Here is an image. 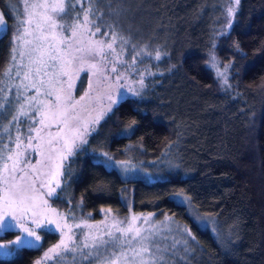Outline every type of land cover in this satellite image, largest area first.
Segmentation results:
<instances>
[{
    "label": "trees",
    "instance_id": "1",
    "mask_svg": "<svg viewBox=\"0 0 264 264\" xmlns=\"http://www.w3.org/2000/svg\"><path fill=\"white\" fill-rule=\"evenodd\" d=\"M16 1L0 0L6 21L0 80L10 57L9 4ZM123 1L100 0L97 6L104 17L117 13ZM125 1L144 12L143 30L157 31L136 40H149L164 55L151 64L140 97L120 101L64 165V192L52 206L65 212L69 204L94 223L104 212L166 214L189 229L196 264H264V0H240L226 34L228 0ZM210 57L226 71L227 84L209 67ZM180 143L190 151L181 169L149 182L123 180L95 155L144 165ZM176 195L197 214L214 218L217 234L200 228L171 198ZM55 240L43 233L39 247H21L0 257V264H33Z\"/></svg>",
    "mask_w": 264,
    "mask_h": 264
},
{
    "label": "rangeland",
    "instance_id": "2",
    "mask_svg": "<svg viewBox=\"0 0 264 264\" xmlns=\"http://www.w3.org/2000/svg\"><path fill=\"white\" fill-rule=\"evenodd\" d=\"M41 0H17L9 4L11 13V43H10V57L7 67L4 70L2 78L0 80V151L4 156H7L10 150L22 152L21 160L27 159L30 164H18L17 171L14 173L15 179L11 183L17 185H23L34 183V187L39 189L41 195L36 199V216H33L32 210L24 212L21 217V213H16L17 219L12 220L14 227L10 229L0 228V257L8 258L21 247H39L42 242L43 233H50L56 236V240L50 246H48L40 255V257L34 261L33 264H104V257L110 255L115 251L119 254L121 248L125 251L130 246L136 245V240H132L129 243V237L135 234V230L139 229L141 235H147L149 231L156 233L153 237L156 245L161 249H167L164 253L165 264H196L195 247L191 244L189 234L184 232V226L177 222L172 217L164 214H128L125 216H114L109 212H104V217L100 222H90L87 219L79 217L76 208H72L69 204L65 212L55 209L52 206V200L58 195L62 196L65 188L64 180V165L67 161L74 157L69 156L62 161L63 167L60 168V175H55L56 164L59 160H53V165L50 170L46 165L48 161L46 159L48 153L45 151V155L41 156L38 151L35 150L36 144L39 142L34 139L32 141V148H26L28 143L26 137L29 135L36 136V133H30L29 127H41L38 123H33V120L39 121L41 118L39 113L33 111L36 106V101H28L26 97L35 95V88H24L23 85L32 84L35 79V74H30L29 79H24V71L26 69L23 65L28 63V50L33 47L34 44L39 43L34 39L39 33L35 32V26L39 19L37 15L42 11L40 8H34L32 5L40 3ZM232 7L237 10L238 5L235 4V0H228L224 4V32L226 34L229 30L227 24L232 23L233 16H229L228 8ZM0 13H2L0 11ZM29 13L33 14L31 25L25 24L21 28L22 40H15L16 27L20 20H27ZM3 14V13H2ZM235 14V13H234ZM144 12L136 11L131 7L127 1H123L120 10L114 14H108L102 16L97 23L101 24V31L96 33L92 37V44L95 46V41L103 39L105 44L110 42V32L108 36H105V32L109 31L107 25H113L118 33L116 43L113 44V48L116 49V54H113L107 47L103 48V56L96 55L93 58L87 52H76L75 55L84 57L82 64V70L78 73H71L73 75L71 89L72 100L74 102L80 100V97L88 93V96L84 100H80V103L70 111L77 114L78 121L81 125L86 126L87 133L85 138L88 140L90 135L96 129L103 117L110 111L107 110L108 105L111 104V110L122 100L126 98L140 97L142 94L146 80L151 74L150 66L153 62H158L164 55V51L161 47L152 46L150 41H137L136 38L146 36V32L150 37H155L156 32L154 28L150 26V30H143L145 19ZM4 19V27L0 28V34L4 31L6 21ZM105 21V22H104ZM23 27L29 28V34L23 33ZM79 35V34H78ZM87 34H85V37ZM119 37L127 39V43L122 44ZM153 40V39H151ZM26 41H32L31 44ZM70 42V41H69ZM16 47V53H12V47ZM80 46V45H77ZM121 47L123 51L121 52ZM159 51L160 59L155 58L156 52ZM24 53L21 60L20 54ZM139 53V55H136ZM150 53V54H149ZM15 55L16 59L13 60L12 56ZM135 57V59H133ZM80 64V61L73 63L72 68L75 69ZM94 64L95 68L90 67ZM209 67L213 70L220 83L227 84V73L224 68L220 67L214 57H210ZM115 69V70H113ZM20 71V75H16L17 71ZM7 73V74H6ZM47 79V77H45ZM61 81H66L68 77L60 76ZM84 80V85L81 91L78 92L80 81ZM143 79V86L139 81ZM67 89V84H62ZM139 91V95H134L133 91ZM44 88H41V95L37 97V100L55 99L54 97H45ZM19 96L17 98V94ZM109 96L112 100H109ZM115 101V103H113ZM24 104V110L28 115L20 116L18 121H13L12 116L16 114L19 105ZM103 112V116L98 123L93 124L92 120L99 113ZM76 123V121H70V125ZM59 128L63 126L58 123H51L49 120H45V126L40 132V136L45 140H52V146L55 151L52 155L55 157L60 151V144L57 139H54L55 133ZM17 128L19 131H17ZM81 132H84V127L81 128ZM51 133L52 136H49ZM72 133L67 128H63L61 135ZM17 136L20 139V148L15 147ZM7 145V148L4 147ZM85 144H80L77 140V148L75 153L79 151ZM44 149H47L48 145H42ZM182 144L175 145L171 152L164 151L157 158L142 165L141 162L137 164L126 162H114L109 159L108 155L103 152L95 154L105 164L106 167L114 169L123 180H142L145 182L152 181L153 179L166 178V174L171 172H177L181 169L184 159L187 157V153ZM4 161L0 160V164ZM11 163V162H9ZM20 168H24L25 171H19ZM50 171L52 175H50ZM7 179V173L3 174ZM23 177V179H21ZM60 182V187H55L56 181ZM41 181L47 184V187H41ZM6 187L5 183H0V196H2L3 189ZM55 188V193L51 196L46 193ZM176 203L184 205L192 219L197 225L202 228H209L210 231L216 235V229L218 223L214 218L209 216L199 215L194 212L188 199L181 195L171 197ZM47 201V203H44ZM53 209L55 211H53ZM72 210V211H71ZM135 218V219H133ZM8 219L11 220L9 216ZM39 221V226L33 223V220ZM147 221V223H145ZM129 224L133 225V230L130 232H121L118 229H126ZM79 225V227H77ZM25 228L31 229L35 235L29 236L24 230ZM107 232H111L112 236L106 235ZM6 232L13 233L12 239H1L2 235ZM67 234V236L65 235ZM38 235L39 240L35 238ZM68 237H71V243L68 242ZM118 237L116 241L114 238ZM20 243H17V241ZM61 240H65L68 243L70 251H63L61 248H56L60 244ZM187 240V244L183 243ZM101 241H108L107 244L101 245ZM84 243L88 244V247H84ZM95 243L97 248L91 247ZM113 243L117 244L116 248H113ZM56 248V253H49V250ZM99 251V255H97ZM9 253V255H5ZM49 253L46 258L45 254ZM91 254V255H88ZM132 253L128 252V257H131ZM119 264H128V261L124 258L120 259Z\"/></svg>",
    "mask_w": 264,
    "mask_h": 264
},
{
    "label": "snow or ice",
    "instance_id": "3",
    "mask_svg": "<svg viewBox=\"0 0 264 264\" xmlns=\"http://www.w3.org/2000/svg\"><path fill=\"white\" fill-rule=\"evenodd\" d=\"M100 0H41L40 3L32 5L34 8H40L42 11L38 13L39 19L36 23L34 31L39 33L38 36L34 37L35 40L40 41L33 45L31 49L28 50V63L23 65L26 69L24 71V79H29L30 74H35V79L32 84L23 85L24 88H35V95L31 97H26L28 101H36V106L33 111L39 113V121L33 120V123H38L41 127H29L30 133H36V136L29 135L26 137L28 143L26 148H32V141L34 139L39 142L35 146V150L40 153L41 156L45 155L47 151L48 155L46 157L48 164L46 165L50 170L52 169V161L59 160L60 162L56 164L55 175H60V168L63 167L62 161L69 156L75 155V149L77 148V140L80 144H86L87 139L85 135L87 133V128L81 125L78 121L77 114L71 112L80 100H84L88 93L85 92L80 100L70 102L72 100L71 89L73 87L72 80L73 75L82 70V64L84 62L83 56H76V52H87L93 58L96 55L103 56V48L107 47L116 54V49L113 48V44L116 43L118 38V33L113 25H107L109 31L105 32V36L109 35L110 32V42L105 44L103 39L95 41V46L92 44V37L96 33L101 31V24L97 21L103 16V11L97 5ZM235 4L239 5L240 0H235ZM235 9L232 7L228 8L229 16H233ZM33 14L29 13L27 20H20L16 27L15 40H22L23 35H21V28L23 25L32 23ZM231 22L227 24V27L231 28ZM4 27L3 14L0 13V28ZM23 33L29 34V28L23 27ZM79 34V35H78ZM85 34L87 36L85 37ZM122 44L127 43V39L124 37H119ZM70 41V42H69ZM26 43L31 44L32 41H26ZM80 45V46H77ZM12 53H16V47L13 46L11 49ZM123 47H121V52ZM150 54V53H149ZM139 55V53H136ZM24 53L20 54L21 60L23 59ZM155 58L160 59L159 51L156 52ZM12 59L15 60L16 56L13 55ZM135 59V57H133ZM80 61V64L73 69L72 65L74 62ZM90 67L95 68L92 64ZM115 70V69H113ZM7 74V73H6ZM16 75H20L18 70ZM60 76H66L68 79L66 81H61ZM47 77V79H45ZM67 84V89H65L62 84ZM141 86H143V79L139 81ZM41 88H44L45 97H54L55 99L47 100H37V97L41 95ZM130 91H133L130 89ZM134 95H139V91H133ZM19 93L17 94V98ZM109 100L112 97L109 96ZM115 103V101H113ZM24 104L21 103L16 111V114L12 116L13 121H18L20 116L28 115L24 110ZM112 105L109 104L107 110L111 111ZM103 112L99 113L92 120V123H98ZM49 120L51 123H58L62 125V128L58 127L55 133L54 139L60 144V151L54 157L52 152L55 148L52 146V140H45L39 134L42 128L45 126V120ZM70 121H76L70 125ZM84 127V132H81V128ZM63 128H67L71 135L64 134L61 135ZM17 131L19 129L17 128ZM52 136L51 133H48ZM20 139L17 136L16 145L17 149L20 148ZM47 144V149H44L42 145ZM7 148V145H4ZM23 155L22 152L10 150L7 156H4L2 151H0V160L4 161L0 164V183H5L6 187L3 189V195L0 196V228L10 229L14 227L12 220L17 219L16 213L19 211L22 214L28 210H32L33 216L37 215L35 211L36 199L41 195L39 189L34 187V181L32 183L17 185L11 183L15 179L14 173L17 171L18 164H30L27 159L21 160L20 157ZM106 155V154H105ZM111 159V158H109ZM11 162V163H9ZM126 163V162H121ZM19 171L24 172V168H20ZM4 173H7V179L4 177ZM52 175V172L49 173ZM23 179V177H21ZM67 179V177H65ZM41 187H47V184L41 181ZM55 187H60V182L57 180ZM55 193V188L50 189L46 194L51 196ZM44 203H47L45 201ZM53 211H55L53 209ZM11 217V220L8 217ZM135 219V218H133ZM33 223L39 226L38 220H33ZM147 223V221H145ZM79 227V225H77ZM29 236L35 235V233L28 228L24 229ZM133 230V225L129 224L126 229H118L121 232H130ZM184 232L189 233L188 228H184ZM156 233L151 231L147 235H141L139 229L135 230V234L129 237V243L132 240H136V245L130 246L127 251L123 248L120 249L119 254L113 251L110 255L104 257V264H119L120 259L124 258L128 261V264H165L164 253L167 249H161L156 245L153 237ZM67 236V234H65ZM106 235L112 236L111 232L106 231ZM37 240L40 239L38 235L35 236ZM192 239H195L193 236ZM114 240L118 241L119 238L116 237ZM68 242L71 243V237H68ZM17 243H20L18 240ZM108 241H101V245L107 244ZM183 243L187 244V240ZM113 248L117 247L116 243H113ZM3 247V246H0ZM84 247H88L87 243H84ZM93 248H97V245L93 243L91 245ZM56 248H61L63 251H70L68 243L65 240H61L60 244ZM56 248L49 250V253H56ZM128 252L132 253L131 257H128ZM46 253V258L49 256ZM99 255V251L96 253ZM9 255V253H5ZM91 255V254H88ZM39 264V262H37Z\"/></svg>",
    "mask_w": 264,
    "mask_h": 264
}]
</instances>
